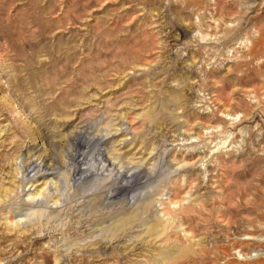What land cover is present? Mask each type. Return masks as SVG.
<instances>
[{
    "label": "rangeland",
    "instance_id": "rangeland-1",
    "mask_svg": "<svg viewBox=\"0 0 264 264\" xmlns=\"http://www.w3.org/2000/svg\"><path fill=\"white\" fill-rule=\"evenodd\" d=\"M263 30L264 0H0V264H167L162 222L264 264ZM128 171L146 190L117 193ZM240 192L255 214L226 218Z\"/></svg>",
    "mask_w": 264,
    "mask_h": 264
},
{
    "label": "bare ground",
    "instance_id": "bare-ground-1",
    "mask_svg": "<svg viewBox=\"0 0 264 264\" xmlns=\"http://www.w3.org/2000/svg\"><path fill=\"white\" fill-rule=\"evenodd\" d=\"M264 31V30H263ZM261 34H264L263 32L261 33ZM261 42H262V40H261V36H260V38H258L257 40H256V42L254 43V45H253V47L254 48H256V47H258L259 49H261V47H263V45L261 44ZM254 48H253V50H254ZM257 48V49H258ZM252 50V47H251V49H250V56H253V54H254V51ZM264 53V52H263ZM260 57V56H259ZM262 58H264V56L262 57ZM258 59V58H257ZM252 113V112H251ZM247 114V113H246ZM254 115V114H253ZM251 116V115H250ZM254 118V117H253ZM79 140V139H78ZM92 140V139H91ZM79 142V145H80V147H81V153L80 154H78V155H73V156H75L74 157V159L73 160H75V164L78 166V168H79V173L81 172L82 173V171H81V167H83L85 164H86V157H85V151L89 148V146H90V144H91V142L90 141H85V140H83L82 138L78 141ZM77 149V148H76ZM99 150H101V149H99ZM76 153H79V151L78 152H76ZM36 156V155H35ZM97 156V155H96ZM88 157V156H87ZM98 157H102V153L99 151V153H98ZM33 158V157H32ZM36 158V157H35ZM40 158V157H39ZM41 158H43V156L41 157ZM89 159V158H88ZM95 159V158H94ZM115 159V158H114ZM35 160V159H34ZM46 160V159H45ZM102 160V159H101ZM91 161V160H90ZM28 162H29V160H28ZM50 162V161H49ZM104 163H106V160H104L103 161ZM104 163H101V164H104ZM26 163H24V165H25ZM154 164V163H153ZM75 165V166H76ZM88 165V164H87ZM48 166H49V164H48ZM89 166V165H88ZM123 166H124V164H123ZM44 167H46L45 166V162H44V160L43 159H39L38 161L37 160H35V161H31L28 165H27V168H26V170L27 171H29L30 173L31 172H35V171H38V170H40V171H42V169H44ZM85 167V166H84ZM125 167V166H124ZM154 169V168H153ZM18 170H19V168H18ZM150 170V169H149ZM26 171V172H27ZM44 171H46V170H44ZM75 171V170H74ZM121 172H122V170H120ZM147 171V170H146ZM76 172V171H75ZM77 172H78V170H77ZM117 172V171H116ZM121 172H119V173H121ZM126 172V171H125ZM24 173V172H23ZM39 173V172H38ZM150 173V175H151V172H149ZM75 174V173H74ZM86 174V173H85ZM85 174H84V176H82V177H85L86 178V176H85ZM80 175V174H79ZM111 175V174H110ZM123 175V174H122ZM150 175L147 173V172H145V171H140V172H136V171H128V173H126V174H124L123 176H121V178H122V182H120V184H119V187L117 188V193H134V192H137L138 190H141V191H143L145 188H147V186H149V185H147L148 183H149V180L151 179L150 178ZM28 176V175H27ZM81 177V178H82ZM25 179V178H24ZM121 181V180H120ZM115 182V181H114ZM47 184H48V182H43L42 184H40V185H37V187L38 186H41L42 187V189H40V190H38L36 193H30V194H28V197H30L31 199L30 200H35V199H38V198H40L42 195H43V186L45 187V186H47ZM116 184H117V182H116ZM33 187V186H32ZM146 190V189H145ZM236 190H238V189H236ZM114 192H116V191H114ZM235 193V192H234ZM238 193V192H237ZM240 194H242L241 192H240ZM119 195V194H118ZM125 195V194H124ZM238 195V201L236 202L237 203V205H234L236 208L235 209H225L226 210V212L225 213H223V215H230L231 217H235V216H239V214L240 213H243V212H249L250 214L252 213H254L255 212V210H256V208L254 207V206H251V207H245V205L247 204L248 205V203H244L243 202V197H244V195L243 196H240L239 194H237ZM108 196V195H107ZM115 196V195H114ZM117 196V195H116ZM44 197V196H43ZM119 197V196H118ZM117 197V198H118ZM122 197V196H121ZM121 197H119L118 199H120ZM124 197V196H123ZM127 198H126V202H127V200L128 201H132V200H135L136 198V201H138L139 199H141L142 198V195H141V198H139L140 196H132V198H130V195H128L127 194V196H126ZM232 198L234 197V195H232L231 196ZM108 198V197H107ZM110 198V197H109ZM115 198V197H114ZM234 198H236V197H234ZM233 198V199H234ZM132 199V200H131ZM226 200V199H225ZM228 200H230V199H228ZM59 201V200H58ZM58 201L55 199V201H54V203L55 204H57L58 203ZM232 201V200H231ZM37 202V201H36ZM124 202V201H123ZM224 202V201H223ZM229 203V202H228ZM129 204V203H128ZM202 206V205H201ZM203 207V206H202ZM203 209H204V207H203ZM206 209V208H205ZM204 209V210H205ZM191 210V209H190ZM212 210H213V208H212ZM194 211V210H193ZM168 212V211H167ZM192 212V211H191ZM220 212V211H219ZM197 213V212H196ZM195 213V214H196ZM202 212H198V215H202L201 214ZM216 213H218V212H216ZM208 214V213H207ZM255 214V213H254ZM135 215V214H134ZM166 215H170V212L169 213H167ZM197 215V214H196ZM196 215H191L190 213H188V212H185L184 213V216L183 217H181L183 220H186V218H187V220L186 221H189L190 223H195V221H196V219L199 217V216H197L196 217ZM214 215H216V214H213V215H208L207 217H205V219L204 218H202V219H204V224H206V226H204L203 227V231L205 230L206 232H209V230H212V229H216V228H219V225L217 224V222H215L216 220H217V216H216V220H214L213 219V216ZM220 215V214H219ZM128 216V215H127ZM133 216V215H132ZM131 216V217H132ZM259 216V215H258ZM135 217H137V215L135 216ZM172 217V216H171ZM202 217V216H201ZM261 218H264V215L262 214L261 216H260ZM170 218V217H169ZM175 218V217H174ZM226 218H227V216H226ZM171 219H173V218H171ZM178 219H179V217H178ZM230 219V218H229ZM121 220V219H120ZM119 220V222L117 221V223L113 226V228H120V230H121V227L122 226H126V223L128 222V221H130V219H129V217L126 219V217H125V220H123V218H122V221H120ZM169 220V219H168ZM174 220V219H173ZM176 220V219H175ZM174 220V221H175ZM199 220V219H198ZM231 220V219H230ZM135 221H137V220H135ZM172 221V220H171ZM171 221H170V223H171ZM132 223H133V221H131ZM130 222V223H131ZM165 222V221H164ZM167 222V221H166ZM202 222V221H201ZM231 222V221H230ZM235 222V221H234ZM129 223V224H130ZM169 223V222H168ZM236 223H237V221H236ZM174 224V223H173ZM172 224V225H173ZM196 225H197V227H196V229H200V228H202V224L200 225V224H197V223H195ZM228 224H230V223H228ZM231 224H233L232 222H231ZM131 225V224H130ZM170 225V224H169ZM168 224H163V222H162V224H161V226H163V228H161V229H159V226L160 225H158V224H155V225H153V226H151V227H149V229L148 230H146V231H148L149 233V236L150 237H153L154 239H157V238H159V237H162V236H164V237H162V242H164L165 243V246H164V248H163V250L162 251H160L157 255H154V256H151V258H150V260L152 261V262H155V256H159V257H161V260L162 259H164V260H166L167 261V264H168V262H170V264H212L214 261V259H212V257L214 256H212L211 257V255H212V250H208V249H200L199 251H194V250H192V245H194V243L191 245V244H189V245H184L183 243H176V244H174L173 242H171L170 243V236H168L167 235V231H168V226H169ZM176 225V224H175ZM234 225H235V223H234ZM233 225V226H234ZM236 225H239V224H236ZM228 226H230V225H228ZM124 227L122 228V229H124ZM170 228L172 227V226H169ZM176 227H178V226H176ZM235 227V226H234ZM239 227V226H238ZM112 228V229H113ZM180 228V227H179ZM230 228V227H229ZM228 228V229H229ZM116 230H118V229H116ZM115 230V231H116ZM201 230V229H200ZM222 231V230H221ZM256 232V231H255ZM211 233V232H210ZM170 235V234H169ZM172 237V236H171ZM185 237V236H184ZM183 237V238H184ZM187 238V237H186ZM185 238V239H186ZM176 240V239H175ZM190 240V239H189ZM251 240V239H250ZM161 241V240H160ZM159 241V242H160ZM183 241V240H182ZM181 241V242H182ZM187 241V240H186ZM191 241V240H190ZM144 242V241H143ZM176 242V241H175ZM179 242H180V240H179ZM255 243V242H254ZM186 244V243H185ZM257 244V243H256ZM258 244H260V243H258ZM235 245V244H234ZM237 245H239V244H237ZM201 246V245H200ZM259 246V245H258ZM16 247V249H19V246L18 245H16L15 246ZM198 248V247H197ZM202 248H204V246L202 247ZM222 249V248H221ZM215 250L216 251H214V252H217V250H218V247L216 246L215 247ZM220 250V249H219ZM213 252V253H214ZM152 253V252H151ZM151 253H150V255H151ZM225 254V253H224ZM223 254V255H224ZM226 255V254H225ZM224 255V256H225ZM127 257L128 256H126V257H124L123 259H121V260H119V262H121L122 260H125V259H127ZM44 258H46V257H44ZM216 258H217V256H216ZM216 260V259H215ZM218 260V259H217ZM216 260V263L218 262ZM150 262V261H149ZM151 263V262H150Z\"/></svg>",
    "mask_w": 264,
    "mask_h": 264
}]
</instances>
